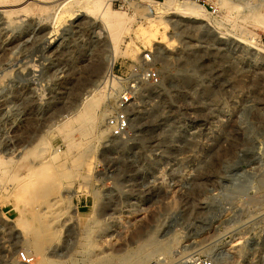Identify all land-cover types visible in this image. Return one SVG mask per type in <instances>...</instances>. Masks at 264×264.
<instances>
[{
  "label": "rangeland",
  "instance_id": "obj_1",
  "mask_svg": "<svg viewBox=\"0 0 264 264\" xmlns=\"http://www.w3.org/2000/svg\"><path fill=\"white\" fill-rule=\"evenodd\" d=\"M95 1L0 0V264H264V0Z\"/></svg>",
  "mask_w": 264,
  "mask_h": 264
},
{
  "label": "built area",
  "instance_id": "obj_2",
  "mask_svg": "<svg viewBox=\"0 0 264 264\" xmlns=\"http://www.w3.org/2000/svg\"><path fill=\"white\" fill-rule=\"evenodd\" d=\"M213 10H215V6L212 7ZM145 64H151L152 58L150 55H147L145 57ZM139 72H137V77L142 82H151L153 84H159L160 83V73L157 70L154 69H147V68H139ZM133 96L131 92L123 93L118 98V101L116 103V111L113 115L110 116L108 119V128L113 134L115 138H119L124 136L130 128V119L128 115V110L130 106V102L132 100ZM21 259L24 263H28L30 261V257L27 253L21 254ZM197 264H217L214 259L208 258L204 259Z\"/></svg>",
  "mask_w": 264,
  "mask_h": 264
},
{
  "label": "bare ground",
  "instance_id": "obj_3",
  "mask_svg": "<svg viewBox=\"0 0 264 264\" xmlns=\"http://www.w3.org/2000/svg\"><path fill=\"white\" fill-rule=\"evenodd\" d=\"M102 0H98V1H95L91 8H93V10H98L100 9V3ZM175 0H167L165 1L164 3H162L160 6H162V9L164 12H174L177 11V13H180L182 14V16H184L186 19L189 18V19H194V20H201V17L204 16L205 14V11L197 6L196 4H193L191 2V4H185V5H182L181 7H176L175 5ZM220 1V0H219ZM77 2V1H76ZM151 2V1H150ZM85 4V3H84ZM154 4V3H153ZM88 5V4H87ZM181 5V4H180ZM254 8V7H253ZM252 8V9H253ZM258 8V7H257ZM259 8H262V7H259ZM242 9V8H241ZM256 9V8H255ZM150 10V9H149ZM262 9H259V10H254L253 12L255 13V15H252V16H249L248 19L249 21L252 20V19H255V21L257 23H259L260 25H263L264 26V13H262L261 11ZM12 11V10H11ZM242 12V11H241ZM97 13V12H96ZM239 13V12H238ZM243 13V12H242ZM165 14V13H164ZM98 16V15H97ZM105 17L109 19V27L111 30H113L114 32H116V30L118 29V26L120 25V23H122L121 21V17L117 14H109L108 13H105ZM183 17V18H184ZM103 18V17H102ZM247 19V17H246ZM248 19L246 21H248ZM105 20V19H104ZM108 21V20H107ZM105 21V22H107ZM124 21V20H123ZM242 22V21H241ZM253 22V21H252ZM251 22V23H252ZM256 22H253V24H257ZM245 23V22H244ZM257 24V25H259ZM107 25V26H108ZM259 25V26H260ZM112 70H113V64L111 66V69H110V75L112 76ZM106 84L105 83V86H103L102 89H100L99 91H96L95 94L93 95V97H101L102 96V93H103V90L106 88ZM27 183V182H26Z\"/></svg>",
  "mask_w": 264,
  "mask_h": 264
}]
</instances>
